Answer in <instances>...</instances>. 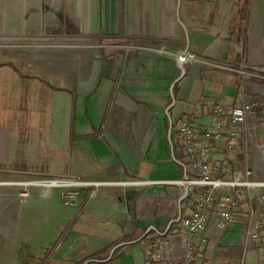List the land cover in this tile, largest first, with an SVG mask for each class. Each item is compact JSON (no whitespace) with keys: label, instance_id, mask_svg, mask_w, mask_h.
<instances>
[{"label":"crops","instance_id":"obj_1","mask_svg":"<svg viewBox=\"0 0 264 264\" xmlns=\"http://www.w3.org/2000/svg\"><path fill=\"white\" fill-rule=\"evenodd\" d=\"M71 14L74 25H87L90 34L102 32L111 42L108 67L118 76L105 82L97 61L90 87L83 88L87 81L78 88L75 161L67 160L73 135L68 94L57 100L60 111L70 113L63 119L62 140L54 115L52 133L47 129L44 138L18 125L0 128V180L32 174L43 165L42 149L49 169L89 183L84 214L73 219L75 211L61 205L56 193L32 191L21 202L16 188L1 187L0 264H144L138 241L167 231L172 235L166 255L178 256L184 240L174 226L179 187L157 181L184 177L189 170L176 137L184 118L207 124L215 106L264 104V0H74ZM182 51L198 61L184 66L180 80L176 58ZM115 55H122L121 64ZM201 61L231 70L205 68ZM98 182L104 184L92 191ZM243 239L244 229L235 223L203 244L202 254L240 264L231 259L241 253Z\"/></svg>","mask_w":264,"mask_h":264},{"label":"rangeland","instance_id":"obj_2","mask_svg":"<svg viewBox=\"0 0 264 264\" xmlns=\"http://www.w3.org/2000/svg\"><path fill=\"white\" fill-rule=\"evenodd\" d=\"M73 1L0 0V128L18 125L19 128L25 127L27 134L34 132L44 138L47 129H50L49 134L52 133L54 115L55 132L60 135V141L63 137V119L69 112L60 111L58 99L68 94L69 102H73L70 103L73 135L70 145L72 156L68 153L67 160L72 158L75 161V139L80 134L79 122L74 120L76 103L80 97L78 88H82L81 83L87 81L83 88L90 87L96 73L91 68L97 61L105 82L113 77L116 79L119 71L116 69L114 76L113 69L108 67L112 55H108L107 46L111 42L107 41L103 33L98 32V35L93 36L87 25L73 24ZM27 28L32 32H27ZM115 59L120 60V64L123 62L122 55H115ZM105 120H108L107 116L103 118ZM39 153L40 164L43 165L33 167L30 170L32 174H15L9 178L12 177L17 183L52 179L71 182L69 185L51 187L50 195L58 194L61 205L72 208L76 213L73 219H78L84 214L83 203L89 193L88 186H84L85 181L81 176H67L61 168L59 172H54L53 167L49 169L47 152L40 149ZM60 162L63 163L62 159ZM75 170L78 171V167ZM93 184L91 190L96 191L100 185L96 187ZM26 189L30 195L32 191L38 190L32 186ZM198 256L200 262L197 264H229L222 262L219 257L211 261L204 257L202 251ZM246 259L247 264H256L259 260L257 250H249Z\"/></svg>","mask_w":264,"mask_h":264},{"label":"built area","instance_id":"obj_3","mask_svg":"<svg viewBox=\"0 0 264 264\" xmlns=\"http://www.w3.org/2000/svg\"><path fill=\"white\" fill-rule=\"evenodd\" d=\"M183 52L177 63H197L196 56ZM201 65L231 70L216 62L201 61ZM240 68L238 72L245 74V66ZM177 128L176 137L189 160V170L186 168L184 177L157 182L176 185L180 197L186 192L174 225L184 232L182 252L174 257L166 255L171 232L164 237H144L138 241L144 264H196L203 244L223 235L235 223L244 229V246L231 262L238 259L244 264L247 251L256 249L258 264H264V104L244 102L228 109L215 106L207 124L184 118ZM30 186L38 188L41 196L51 193L44 185L19 186L13 180H0V189L16 188L21 202L30 198L26 189Z\"/></svg>","mask_w":264,"mask_h":264},{"label":"bare ground","instance_id":"obj_4","mask_svg":"<svg viewBox=\"0 0 264 264\" xmlns=\"http://www.w3.org/2000/svg\"><path fill=\"white\" fill-rule=\"evenodd\" d=\"M48 1V0H47ZM58 1V0H57ZM11 19V18H10ZM21 25V24H20ZM15 39V38H13ZM11 40V39H10ZM8 41V40H7ZM13 41V40H12ZM28 41V40H27ZM14 42V41H13ZM69 181H61L59 179H52V180H49V181H38V182H29V181H22V182H18V184L20 186H27V185H36V186H39V185H44V187L46 188H51V187H54V186H61V185H69Z\"/></svg>","mask_w":264,"mask_h":264},{"label":"water","instance_id":"obj_5","mask_svg":"<svg viewBox=\"0 0 264 264\" xmlns=\"http://www.w3.org/2000/svg\"><path fill=\"white\" fill-rule=\"evenodd\" d=\"M184 53V52H183ZM183 55V54H182ZM177 68H178V70H180V72H181V75H180V80L183 78V76L185 75V69H184V64H183V62H182V60H180L178 63H177ZM171 99H172V102H171V104L169 105V107L166 109V114H167V116H168V118L170 119V115L168 114V112H169V110L175 105V99L173 98V94L171 95ZM169 129H170V132L169 133H171V122H170V127H169ZM186 196V192L182 195V197H180V199H179V202L181 201V200H183V198ZM181 203V202H180Z\"/></svg>","mask_w":264,"mask_h":264}]
</instances>
